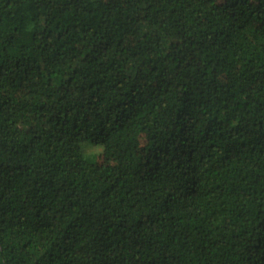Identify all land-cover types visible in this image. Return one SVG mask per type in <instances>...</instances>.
<instances>
[{
  "label": "trees",
  "instance_id": "16d2710c",
  "mask_svg": "<svg viewBox=\"0 0 264 264\" xmlns=\"http://www.w3.org/2000/svg\"><path fill=\"white\" fill-rule=\"evenodd\" d=\"M0 264H264V0H0Z\"/></svg>",
  "mask_w": 264,
  "mask_h": 264
},
{
  "label": "rangeland",
  "instance_id": "374dc122",
  "mask_svg": "<svg viewBox=\"0 0 264 264\" xmlns=\"http://www.w3.org/2000/svg\"><path fill=\"white\" fill-rule=\"evenodd\" d=\"M91 149H92V150H98L99 148H96V147H92Z\"/></svg>",
  "mask_w": 264,
  "mask_h": 264
}]
</instances>
